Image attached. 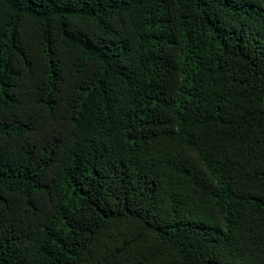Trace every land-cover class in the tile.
<instances>
[{
    "label": "trees",
    "instance_id": "16d2710c",
    "mask_svg": "<svg viewBox=\"0 0 264 264\" xmlns=\"http://www.w3.org/2000/svg\"><path fill=\"white\" fill-rule=\"evenodd\" d=\"M0 264H264V0H0Z\"/></svg>",
    "mask_w": 264,
    "mask_h": 264
}]
</instances>
